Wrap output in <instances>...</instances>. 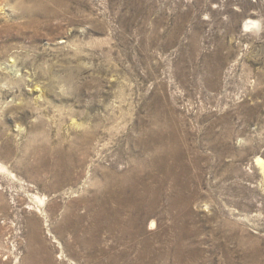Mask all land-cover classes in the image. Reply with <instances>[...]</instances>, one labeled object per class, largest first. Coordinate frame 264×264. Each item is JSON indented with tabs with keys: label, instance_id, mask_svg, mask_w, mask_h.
<instances>
[{
	"label": "rangeland",
	"instance_id": "374dc122",
	"mask_svg": "<svg viewBox=\"0 0 264 264\" xmlns=\"http://www.w3.org/2000/svg\"><path fill=\"white\" fill-rule=\"evenodd\" d=\"M0 1V264H134L116 235L92 238L87 204L110 175L142 171L144 129L165 126L190 208L183 235L164 208L143 223L155 252L177 235L186 251L148 258L264 264V0H44L57 14L29 23L34 0Z\"/></svg>",
	"mask_w": 264,
	"mask_h": 264
},
{
	"label": "bare ground",
	"instance_id": "6f19581e",
	"mask_svg": "<svg viewBox=\"0 0 264 264\" xmlns=\"http://www.w3.org/2000/svg\"><path fill=\"white\" fill-rule=\"evenodd\" d=\"M0 6L1 11L6 10L2 1H0ZM20 11L21 18H26L28 23L29 17L37 21L36 17L39 15L57 14V12L49 9L44 0H34L33 3L29 4L23 3ZM253 24H256V22L250 21L246 24V28L249 29ZM3 70L9 75L17 76L14 66H7ZM174 137V130L171 127L145 128L143 137L139 139L136 149L144 157L141 163L143 165L142 171L134 167L124 173L117 172L118 174L116 175H110L105 187L95 189L87 204L88 209L91 211V218L94 220L93 226L89 230L93 232V234L91 233L93 235L92 238L95 240L96 235H99L103 230H106L111 235H116V241L126 246L124 251L119 253L121 258L131 261L130 253L136 248L137 258L134 264H154L155 259L148 258L150 254L158 258L164 256L169 259L171 255L182 256L186 251L182 245L184 238L177 235L175 239H172V245H167L166 249L155 252L153 241L146 237L143 223L144 219L154 216L156 213L159 214L161 208H164L165 210L160 216L162 218L165 216L171 217L174 228L180 231L179 235H183L179 221L181 215L190 208L191 199L186 196L187 194H184L183 189L186 188L185 182L191 179L183 174L184 178H182L177 171L181 155L179 156L177 153ZM77 163V167H83L84 161ZM258 163L264 166L263 159L259 158ZM61 166L65 170L64 181L76 180V175L74 174L75 163H64ZM185 170L187 171V168ZM35 199L40 204L39 208L37 207L39 212L45 215L46 211L43 209L45 200L38 196ZM182 202L183 204L180 205ZM31 221L34 227V234L40 239L43 233L40 220L37 216H33ZM49 222L50 220H47L46 225L50 226ZM66 223L68 224V229L72 227L75 232L79 231L80 225L78 222H73V217ZM157 225V221L152 220L151 228H156ZM55 229L64 231V226L55 227ZM52 233L53 230L50 228L49 234ZM162 238L166 239L167 237L161 236L160 240ZM169 239L166 242L168 241L170 244L171 241ZM41 240L43 239L41 238ZM94 240L92 241L94 242ZM95 244L97 245V243ZM113 261L115 262L116 260L113 259Z\"/></svg>",
	"mask_w": 264,
	"mask_h": 264
}]
</instances>
